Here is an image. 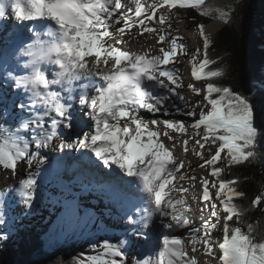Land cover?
Instances as JSON below:
<instances>
[{"label":"snow or ice","instance_id":"snow-or-ice-1","mask_svg":"<svg viewBox=\"0 0 264 264\" xmlns=\"http://www.w3.org/2000/svg\"><path fill=\"white\" fill-rule=\"evenodd\" d=\"M205 3L206 0H0V18L10 8L22 27H27L24 22L49 25L43 35L50 37L42 41L37 32L34 43L26 48L24 55L31 59L24 68H30L29 75L8 74L17 89L30 95L14 105L19 116H12L7 109L0 111V168L16 173L21 163L28 167L34 161L44 164V149L81 151L84 167L101 174L106 185H138L131 194L142 193L140 198L146 206L138 210L139 219L126 216L128 224L140 226L134 235L142 234L144 229H159L157 217L167 218L162 226L170 230L191 226L188 238L165 234L155 258L130 261L124 246L127 241L112 243L105 238L89 242L93 254L81 253L78 264H201L197 258L201 250L210 264H264V231H257L260 221H256V227L248 224L246 231L242 229L246 209L235 200L246 193L237 190V178H223L233 166L255 159L264 161V129L254 124L253 107L245 96L213 82L223 72L206 71L216 60L209 57L212 41L203 23L197 24L202 48L192 54L190 75L193 81L206 83L201 87L195 82L185 86L179 70L167 67L188 52L181 37L171 36V21L164 12L194 9L208 16ZM225 15L221 12V16ZM134 28L140 36L154 34L160 45L159 55L119 47L124 43L122 37ZM43 63L55 66L51 78L42 70ZM53 86L60 90H51ZM184 87L201 97L200 101H185L178 92ZM158 89L184 101L189 110L183 114L192 121L186 124L183 120L145 119L141 110L168 115L164 103L170 96L160 95ZM77 103L82 115H76ZM161 125L163 133L158 130ZM172 132L188 136L180 148L187 155L189 144L193 145L191 153L199 158L197 167L207 170L205 176L183 171L185 161L175 155L177 143ZM164 138L171 144H166ZM187 166L192 168L191 163ZM185 180L200 185L199 195L190 196L197 202L199 226H193L189 219V213L194 211L189 204L190 189L177 183ZM36 184L31 173L19 181L23 203L29 208ZM262 204L264 191L251 200L252 207L260 208ZM3 208L4 201L0 200V225L6 222ZM218 231L222 239H214ZM6 239L8 234L0 231V240Z\"/></svg>","mask_w":264,"mask_h":264},{"label":"trees","instance_id":"trees-1","mask_svg":"<svg viewBox=\"0 0 264 264\" xmlns=\"http://www.w3.org/2000/svg\"><path fill=\"white\" fill-rule=\"evenodd\" d=\"M259 0H236L229 9L227 22L211 38L209 57L216 64L206 69H219L223 75L213 82L229 87L241 94L251 103L254 112V124L264 129V37L262 14L256 6ZM171 28L179 20H186L197 26L211 21L194 9L173 11L170 14ZM172 35V32H170ZM237 178V190L246 196L235 200L238 206L246 209L240 226L245 231L248 224L264 231V204L260 208L251 206V200L264 191V161L252 160L231 170L225 171L224 179ZM48 230L45 223L41 227L31 225L17 230V240H0V264H78L81 253L93 254L86 240H77L63 244L51 253L45 251L44 235Z\"/></svg>","mask_w":264,"mask_h":264},{"label":"rangeland","instance_id":"rangeland-1","mask_svg":"<svg viewBox=\"0 0 264 264\" xmlns=\"http://www.w3.org/2000/svg\"><path fill=\"white\" fill-rule=\"evenodd\" d=\"M235 1L236 0H210L209 2L206 3V5L203 6L209 13L208 16H205V17H209V18H211V20H223L224 22H226L228 17H229V9L232 6L233 2H235ZM124 2L127 3V0H124ZM256 6L259 9L260 13L262 14V20H263V24H264V0H259L258 2L256 1ZM173 11H175V10H173ZM173 11H171V12L166 11V12H164V15L167 16L168 18H170V14ZM196 11L199 12V10H196ZM221 12L225 13L226 15L221 16ZM11 26L14 27L17 25H16V23L15 24L13 23V24H11ZM168 31L172 32L171 36H176V37L182 38L181 42H183L185 44L187 52H188L187 56L179 57L177 59V62L175 63V65L171 64V67H170L171 69L175 68V69L179 70L181 76L183 77L182 83L183 84L185 83V86H186L188 83H190L189 78L191 77V75H190V69L189 68L191 66L192 54L195 52V49L202 48V39L199 37H194L195 34L199 33L197 26L186 21V20H184V19L175 22L173 24L172 28L168 29ZM215 35L211 36L210 39L213 38ZM260 35H262L264 37V25L262 27ZM6 36H7V34H6ZM123 40H124V43L122 45H119V47H122L126 51H131V52L137 53V50L139 49V51L141 50V52L148 51L152 55H159L158 48L160 47V45L156 44V37L154 36V34H145L144 36H140L138 34L137 29L134 28L128 35L123 37ZM154 52H157V53H154ZM192 82H195L197 87H201L204 83H206V81H192ZM163 90L167 93V91L165 89H163ZM7 92L10 93L9 90H7ZM178 92L180 95L184 96L185 101H187L189 103H191L193 101H200V99H201V97L196 96L187 87L178 89ZM169 96H170V98L168 100H166L164 103V108L167 110V112H170L172 115H174L172 120H183L186 124H188L189 121L191 122L193 118L188 117L187 115L183 114L189 110V109L184 107V101L179 100L176 96H171L170 94H169ZM7 102H8L7 100L5 101V100L1 99V96H0V111H2L3 109H7L9 112H11V110H9V109H11V106L7 105L8 104ZM10 105H11V103H10ZM77 105H78V103H77ZM78 107H79V105H78ZM177 108L181 109V111L178 112ZM12 111H13L14 116H19V114L17 113V110L14 108V106L12 107ZM145 117L151 118V116H148V115ZM11 122L12 121L10 118L9 123H11ZM158 130L161 133H163L164 128H162V126H161ZM170 134H172L176 138L177 148L175 151V155L179 159H183L185 161L186 167L183 171H185L188 175H196L197 177L205 176L207 174V170L206 169H200L199 167H197L198 163H200L199 158L191 153V149H192L193 145L191 143L189 144V153L187 155H185L180 148L181 141L184 139H188V136H190L192 134V129L191 128L188 129V136H185V135L180 134V133H175V132H172ZM164 139H165L166 144H169V145L171 144V141H168L166 138H164ZM205 154L207 155V152ZM189 163H191L192 168L195 169L194 171L192 170V168H189L187 166ZM22 165H23V167H21V171H22V168H23V170H26L27 166L24 164H22ZM3 170L4 169L0 168V192L2 190H6V185H3V184L8 182V180H10V178H12L11 175H13V173H12L11 175L9 174V177H8V175L4 176V175H2ZM17 173L21 174L20 168L17 169ZM187 181L188 180L177 181V183L186 184ZM191 183L192 184L195 183V187L190 188L191 190H190V194H189V199H191L190 198L191 194L199 195V193H200L199 183L198 182H191ZM213 191H215V190H213ZM176 194L177 193H172V195H176ZM68 202L71 205H74L76 208H78L82 212L87 206L92 208L95 212L96 218L91 219V218L87 217L86 215H84V218H82L80 216V214H74L70 211L63 213L62 205L60 203H59L60 205H58V204H53L51 206H45L44 205L40 210H37L36 212H34V214H33L34 216L24 215V214H29V212H26L25 210L21 211V214L19 216H17V219L15 220V222H13V224H7L4 226L3 225L0 226V231L6 232L8 234V238H10L11 241L14 242L15 240H17V237H15L17 230H21V229H23L27 226H31V225H37V226L41 227L43 224L46 223L48 225V230H47L46 234L44 235V240H45V251L48 253L53 252L54 250H56L57 248H59L63 244H69V243H72V242L77 241V240H86L87 239L88 241L96 242V241H102L103 239L106 238L104 236V234H102V232H103L102 230L105 229V231L109 232V230H106V228H109V227L105 226V225L110 223L112 220L110 219V217L108 215H107V218H105V220H104V218L102 219L101 216L97 213V211L91 205H89L87 203H83V202H77L75 204H73L71 201H68ZM191 202H192L194 208L196 209L197 202L192 201V200H191ZM53 212H54V214H53L54 216H52ZM101 212H102V210H101ZM60 214H62V217L60 220L59 227H54V222H56L57 215H60ZM189 217L194 218L195 220H197L200 223V217L196 211L189 213ZM74 218L76 220H74ZM107 219H109V220L107 221ZM116 222H118V221H116ZM121 222H122L121 225L123 227H125L126 229H129L128 227H131V226L127 227V225H129V224L127 223L125 217L123 219H121ZM157 222L166 223V221H162V219L157 221ZM158 225H161V227L159 229L162 231V229H164V227L162 226L163 224H158ZM194 226H199V224H196ZM121 229H122V227H121ZM181 229H183V228H181ZM62 230H65L67 232L60 234L61 232H64ZM190 230H191V226L188 228H184L181 231H182V233H188V231L190 232ZM114 235L109 234V236H111V237H113ZM155 237L156 236H153V242H154L155 247H156L155 251L158 252L159 248L161 246L162 237L158 236V238L156 239V242L154 241ZM188 237H189V235L186 237L184 236V238H188ZM116 238H117V236H114V238H113V239H115L114 240L115 243L120 242V241H125L121 237L117 238V240H116ZM214 239H222V232L218 231L215 234ZM110 242H112V241H110ZM139 245H141V243L137 242L136 243V251L142 250V249H138ZM124 246H126V245H124ZM126 250H127V246H126ZM134 253L135 252H131L129 254L130 255L129 256L130 261L133 259H137L135 257H132V255H134ZM197 258L199 260H201V264H210L209 258L203 254L202 250L200 253L197 254Z\"/></svg>","mask_w":264,"mask_h":264},{"label":"bare ground","instance_id":"bare-ground-1","mask_svg":"<svg viewBox=\"0 0 264 264\" xmlns=\"http://www.w3.org/2000/svg\"><path fill=\"white\" fill-rule=\"evenodd\" d=\"M210 0H206V3L209 2ZM205 3V5H206ZM19 24L18 21H16L14 19V17L12 16L11 14V9L9 8L8 11H7V14L5 15V17L3 18H0V38L1 37H5L6 33L10 32L11 30V24ZM26 25H28L30 22H24ZM224 25V21L223 20H211L208 24L205 25V30L206 32L208 33L209 37L215 35ZM46 32V31H41L39 33H41L40 35V40H49L50 37L46 36V35H43V33ZM199 32V31H198ZM36 33H33V40H32V44L34 43V41L36 40ZM23 36V35H22ZM194 37H199V33L198 34H195ZM4 39H7V38H4ZM1 40V39H0ZM14 38L12 36V38H10V44H14L13 47H5L3 45V43L7 44V42H5L6 40H3L4 42L1 43L0 41V60L3 59V58H11L12 56H15L17 57V50H26V47H24L22 44H20V40L19 39L18 41H13ZM141 50L139 51V49L137 50V53H140ZM154 53H157V52H154ZM50 67H53V70L55 69V66L54 65H51L49 64ZM192 66V65H191ZM191 66H190V72H191ZM169 69H171V64L167 66ZM190 80V83L193 81V79L190 77L189 78ZM79 84H77L78 86ZM185 85V83H184ZM7 90H9V85L5 86L4 87H0V96H1V99L3 100H7L9 106H11V114L12 116H14L13 114V111H12V107L15 105V103H17L18 101L20 100H27V97L29 96L28 93H25L24 91H21V93L19 95H11L7 92ZM159 91V94L161 95V91L160 89H158ZM11 103V105H10ZM75 109H76V115H82V113L79 111V107L78 105L76 104L75 106ZM17 113L19 114V112L17 111ZM168 115H165L164 112H161V113H156V114H152V113H147L145 110H141V115L145 118V119H158V120H165V119H172L174 117V115H172L170 112H167ZM20 115V114H19ZM151 116V118L149 117H145V116ZM86 119V118H85ZM190 123V121H189ZM162 128H163V125H161ZM160 126V127H161ZM51 151V149H44L42 150V152L44 153H47L49 154ZM69 151L71 150H66L67 153H69ZM81 151H77V150H73L72 153H69L70 157H71V161H73L75 164H79V163H82L83 164V167H75L74 170H81L84 167V161L82 160L81 158ZM26 165L25 163H21L19 166H18V169L20 168V172L21 174H18L17 172L16 173H13L11 172V170H3L2 171V175H8L9 177V174L12 176V178H10V180H8V182L4 183L3 185H6V189H9L11 190L12 192L14 191H19L20 190V187H19V181L22 180V179H25L27 178L28 174L29 173H32L34 171H36V169L40 166V163H37V161H34L33 162V165L32 167H28L27 166V169L26 170H23L22 168V171H21V167H23V165ZM89 170V169H88ZM92 171V170H91ZM107 171V170H105ZM38 173L37 171L35 172V175L34 176H37ZM101 176V174L99 173H95L94 171H92V175L91 176H87L86 180L84 182H78L76 187L79 191L76 190V196L75 198L73 196H71L70 194H68V201H71L73 204L77 203V202H83V203H87L89 205H91L96 211L97 213L101 216V218L105 220V218H107V215L110 217V219L112 220L110 223L106 224L105 226H108L109 228H106V230H109L108 231H105V229H103L102 231V234H104V236L107 238V239H110V241H112V243H115L113 239L114 236H117V238H126L127 239V252L130 254L131 252H135L134 253V257H137L139 256V259H143L144 257H147V256H151L153 258L156 257L157 253H156V247H155V244L153 242V236H156L154 238V241L156 242V239L159 237L162 236V239H163V236L165 235L166 231H168L169 229H167L166 227L164 229H162V231L160 229H157V230H153V229H149V233H145L143 232L142 234L140 235H134V238L131 236V229H133V227H130L129 229H126L125 227H123L121 225V219H123L124 217L126 216H122V217H119L115 211L113 210L112 207H110L109 205H102L101 203H98L96 202L95 200H92L90 199L89 195H85L83 194L82 190L80 189L81 186H83L85 184V182L87 181H92V182H98L100 181V179L102 178H99ZM126 180L127 179H132V178H125ZM61 186H63L61 183H59ZM184 187H188L189 189L192 187V183L190 181H187L186 184H183ZM124 188L126 190H129L132 192L133 189H137L138 190V185L136 184H133L131 187L125 185ZM191 190V189H190ZM140 195L142 196L143 194L140 193ZM178 195H173V197H177ZM67 195H63V198L66 199ZM24 199V198H23ZM68 201H63L62 203L59 202L61 205H62V211L63 213L67 212V211H70L74 214H80V216L82 218H84V215H86L87 217L93 219V218H96L95 216V212L92 208L90 207H86L83 212L80 211L78 208H76L74 205H71ZM59 203H55V201H53L51 203V205L53 204H59ZM119 204L123 207H125V211L128 212L130 211V205L131 203L129 202H122L120 201ZM189 204L192 206V208L194 209L195 211V208L191 202V199H189ZM50 205V206H51ZM24 207V209H26L28 212H30L31 214H34V209H33V204L31 206V208L27 207L24 203L20 205V207L18 208H15L13 210V212L11 213V216L9 218H7V223L9 221L10 222H13V216L14 215H20L21 214V208ZM102 210V212H101ZM54 212L52 213V216ZM130 214V213H129ZM128 214V215H129ZM131 215V214H130ZM61 217H62V214L60 215H57V218H56V222H54V227H59V224H60V220H61ZM167 221V218H163V220ZM189 219H191L193 221V226L196 225V224H199V222L197 220H195L194 218L192 217H189ZM74 220H76L74 218ZM109 219H107L108 221ZM118 221V222H116ZM6 224V223H5ZM160 224H163L162 222ZM53 227V228H54ZM122 227V229H121ZM137 230H139L140 226L138 225L137 227H135ZM184 229V228H183ZM179 227H174L173 230L175 232V234L181 238H184V236H188L189 235V231L188 233H182L181 230H183ZM64 232H61L60 234H63V233H66L67 231L65 230H62ZM164 231V232H163ZM191 231V230H190ZM109 234H112L114 235L113 237L109 236ZM148 234V235H147ZM166 234H169V233H166ZM173 234V233H172ZM53 236V235H52ZM116 238V240H117ZM123 239V238H122ZM137 239V240H136ZM140 241V242H139ZM141 243V245H139L138 249H142V250H138L136 251V243ZM118 243V242H117ZM149 243V244H148ZM151 243V244H150ZM163 241L161 242V245H162ZM153 244V245H152ZM125 246V247H126ZM161 247V246H160ZM141 253H143V255L141 256ZM130 256V255H129ZM201 261V260H200Z\"/></svg>","mask_w":264,"mask_h":264}]
</instances>
